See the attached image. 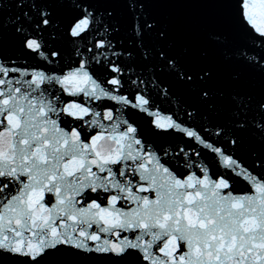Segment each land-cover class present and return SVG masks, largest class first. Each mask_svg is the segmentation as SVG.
Wrapping results in <instances>:
<instances>
[{"label": "snow or ice", "instance_id": "6c2138e0", "mask_svg": "<svg viewBox=\"0 0 264 264\" xmlns=\"http://www.w3.org/2000/svg\"><path fill=\"white\" fill-rule=\"evenodd\" d=\"M0 264H264V0H0Z\"/></svg>", "mask_w": 264, "mask_h": 264}]
</instances>
